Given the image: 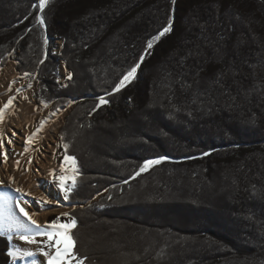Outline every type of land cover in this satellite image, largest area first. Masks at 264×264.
I'll use <instances>...</instances> for the list:
<instances>
[{
  "label": "trees",
  "instance_id": "trees-1",
  "mask_svg": "<svg viewBox=\"0 0 264 264\" xmlns=\"http://www.w3.org/2000/svg\"><path fill=\"white\" fill-rule=\"evenodd\" d=\"M170 15L134 80L107 95ZM10 60L42 106L74 104L66 201L107 191L70 212L84 264H264V0H49L42 14L38 0H0V68ZM11 247L0 237V264Z\"/></svg>",
  "mask_w": 264,
  "mask_h": 264
},
{
  "label": "snow or ice",
  "instance_id": "snow-or-ice-1",
  "mask_svg": "<svg viewBox=\"0 0 264 264\" xmlns=\"http://www.w3.org/2000/svg\"><path fill=\"white\" fill-rule=\"evenodd\" d=\"M171 4L175 6L176 0H170ZM49 3V0H38V8L39 12L42 14L44 12V9L46 5ZM37 5L34 4L33 8H36ZM174 11V8H173ZM173 16H169V19L164 27H162L161 30L158 31L157 34L152 36L147 42L146 47L141 53L138 62L132 66L119 80L117 84L114 85L111 92H108L107 95H112L114 92L120 91L123 87L126 86V84L131 83L132 80L135 78L137 70L140 68L141 64L143 63L145 56L149 55V50L153 48V45L155 42L159 41L161 37L165 36L166 34L170 33L173 29ZM37 22L41 26H45V20L42 15L38 16ZM208 24L205 22L204 25H201V30L207 31ZM218 35L223 38L222 33H218ZM192 54L188 53L185 57H190ZM43 61H41L42 63ZM181 64H183V60L180 61ZM25 75H30L28 73H25ZM220 77H223L224 73L221 72ZM73 74L71 72L67 73V80L72 79ZM220 79L217 78L215 83H219ZM16 81L13 80L10 82L9 86V92L12 91L11 84H15ZM67 86L66 84L64 85ZM182 87H191V85L187 84L186 81L182 83ZM28 88H32V84L27 85ZM16 93H20L21 89L17 88L15 89ZM16 96H10L6 103L3 104L2 107H0V125L4 123L5 120V110L9 109L10 106L13 105V101L16 100ZM25 101H28L27 96L22 97ZM99 100V104L95 106V108L100 107V105L109 103L103 96H100L97 98ZM30 103V101H29ZM44 107H47V104H44ZM95 108L93 110H95ZM54 115V113H53ZM45 121L40 122V127L36 129V133H33L32 135H29L27 137L28 143L34 142V136H36L37 133H39L44 125ZM11 135H15V132H12ZM11 135L7 138L6 143L8 145H12V139ZM63 139V137H61ZM5 146V133L0 130V149H3L2 155L3 159L6 162L8 159V149L4 147ZM69 145L64 144L65 152H67ZM38 151V149H35ZM163 159V158H162ZM64 161H71V164L73 165V170H75L76 165V158L74 156H64ZM161 160H149L147 161L144 166L140 169V171H144L146 168H148L150 165L159 164ZM32 161L29 160L28 164L31 165ZM16 167L19 169V161H16ZM39 171V169H37ZM55 169H52L50 171V174L53 175L54 182L57 179L54 176ZM63 166L61 167V172H63ZM139 174V173H137ZM13 182L15 181V178H11ZM58 187L64 192V199L67 200L69 198V193L75 188L76 182L75 179L72 180L71 185L65 186V177L62 175L58 178ZM4 181L0 180V185H3ZM15 192L19 193L21 197H23L26 193L22 188H15ZM28 195H31L28 193ZM111 199V197H109ZM0 201L5 202V204L11 202L13 207H19L21 203H23L22 199H18L16 197H10L8 193H0ZM41 204V207L43 208L46 204H58V201H52L49 200L47 197H41L38 201ZM26 207V205H25ZM25 207L19 208V213H23L21 216L19 213L15 212L14 210L10 209L7 213L0 212V237L6 238L9 242L13 240V237H18L20 241L26 242L28 245H37V250L33 251L31 249L23 248L19 245H12V247L9 249L7 255L11 257V259L15 262L18 259L21 260H30V264H52L53 260H56L58 264H84V262L87 260V257H81L79 253L74 252L71 247L62 246L59 243V236L62 234L68 235L69 239H73L71 235V229L76 226V219L71 216L70 213L64 212L61 215L68 218V221L65 223H58L60 220L59 217H57L56 221H52L50 225H41L36 219H34V213L29 214V212L25 211ZM46 210V209H45ZM38 236H44L47 237L46 240L40 241L37 240L36 237ZM44 245V246H40ZM47 249H55L54 252L46 250ZM39 255H42L46 258V261L41 262L39 260Z\"/></svg>",
  "mask_w": 264,
  "mask_h": 264
},
{
  "label": "bare ground",
  "instance_id": "bare-ground-1",
  "mask_svg": "<svg viewBox=\"0 0 264 264\" xmlns=\"http://www.w3.org/2000/svg\"><path fill=\"white\" fill-rule=\"evenodd\" d=\"M14 64V61L10 62L3 71H0V107L13 95L18 99V106L11 111L5 110V120L0 125V130L5 133V148L10 146L6 143V140L12 132H15V135H11V146L19 152V155L27 151L26 149L31 146L30 150L27 151L26 157L32 163L29 167H20L23 160H18L19 169H17L16 163L9 164L3 161V164H0V180H3L4 184L0 186L9 185L14 189L17 187L22 188L26 194L23 197L19 194V199L23 201L19 208L26 205L25 211L29 212V214L34 213V219L41 225H45L50 214L68 212L75 207V204L67 205L60 199L58 191L53 187V175L50 174V171L55 169L56 166L53 160L57 149L55 144L57 143L59 130L63 125L64 111L57 116L49 118L44 123L41 131L34 136V142L28 143L27 137L36 133V123L44 113L34 98L35 89L25 87V79L17 71ZM13 80L16 83L11 84L12 91L9 92L10 82ZM17 88L21 89L20 93H16L15 89ZM23 96H27L28 101H25L22 98ZM35 149H38V151ZM13 177L15 178L14 182L11 179ZM28 193L31 195H28ZM41 197H47L49 200L58 201L59 203L49 204L47 211L37 210L35 208V199ZM62 235L59 236V243L65 240ZM64 243L60 245L66 246V242ZM52 264H55V260Z\"/></svg>",
  "mask_w": 264,
  "mask_h": 264
},
{
  "label": "rangeland",
  "instance_id": "rangeland-1",
  "mask_svg": "<svg viewBox=\"0 0 264 264\" xmlns=\"http://www.w3.org/2000/svg\"><path fill=\"white\" fill-rule=\"evenodd\" d=\"M56 41H55V44H54V53H59L60 52V50H61V46H62V39H55ZM10 62H13V60H10L8 63H7V65L5 66V67H3V68H0V71H3L8 65H9V63ZM15 62V61H14ZM15 64H16V62H15ZM14 64V65H15ZM16 66V65H15ZM59 67V73H58V84L60 85V86H62V87H64V85L66 84L67 85V83L69 82L67 79H66V77H67V73L68 72H71L68 68H67V66H65L64 65V63L63 62H61V65L60 66H58ZM17 69V68H16ZM18 71V70H17ZM19 72V71H18ZM20 73V72H19ZM72 73V72H71ZM21 74V73H20ZM22 75V74H21ZM22 77L25 79V87L26 88H28L27 87V85L28 84H32V88H34L35 89V91H34V98H35V100L37 101V103L40 105V107H41V109H42V111H43V115L41 116V117H39V119H38V121H37V123H36V129L38 128V127H40V122L43 120V121H48V119L49 118H51V117H53V116H57V115H59L62 111H64V119H63V125L61 126V128H60V130H59V133H58V135H57V143L55 144V147L57 148L56 149V151H55V154H54V162L56 163V166H55V169H56V171H55V173H54V176L57 178L56 180H55V182H54V179H53V187H55V189L58 191V194H59V197H61L60 199L64 202V203H66L67 205L68 204H77V203H70V202H67L65 199H64V192L58 187V183H59V181H58V178L60 177V176H64L65 177V186H67V178H66V173L68 172V168L71 166L70 165V163H66L65 164V162L63 161L64 159H63V157H62V152H61V131H62V128L64 127V125L66 124V121L65 120H67V117L71 114V112H72V110L74 109V104L73 103H70V104H68V105H66V106H62V107H58V108H54L53 106L54 105H49V106H47V107H44V106H42L39 102H38V100H37V92H38V89H39V85H38V82H37V80L36 79H34V80H32V79H28V77H26V76H24V75H22ZM134 80V79H133ZM7 102V101H6ZM18 106V99L16 98V100H14L13 101V105L12 106H10V108L9 109H7V111H11V110H13L14 108H16ZM53 113H54V115H53ZM32 145V144H31ZM31 147V146H30ZM29 147V148H30ZM29 148H27L26 150L27 151H29L30 149ZM7 149H8V153H7V155H8V159H7V163H9V164H15L16 163V161H18V160H23V162H22V165L20 166V167H23V166H25V167H29V164L27 163L28 161H29V159H27V151H25V152H23V153H21V155H19V152L14 148V147H12L11 145L10 146H7ZM2 152H3V150H0V164H3L2 162L4 161V159H3V155H2ZM23 154V155H22ZM25 155V156H24ZM22 157H23V159H22ZM154 160H157V159H154ZM165 160H169V158H164V159H161V162H163V161H165ZM160 162V163H161ZM20 164H21V162H20ZM66 165V166H65ZM156 164H154V165H150L149 166V169L150 168H152V167H154ZM63 166V169H64V171L63 172H61V167ZM8 193V195L10 196V197H16V198H18L19 199V193H17V192H15L14 191V188L13 187H10L9 185L8 186H0V193ZM107 193V191H104V192H102L101 194H99L98 196H96V198L94 199V200H92V201H89V203L91 204V203H95V202H97V201H99L100 200V198H101V196H103V195H105ZM39 199L40 198H37V199H35V208L37 209V210H45V211H47V209L49 208V204H46V205H44L43 206V208L41 207V204L38 202L39 201ZM88 203V204H89ZM87 204V205H88ZM86 206V205H85ZM85 206H83V207H85ZM78 208H81V207H74V210H76V209H78ZM10 209H12V210H14L15 212H17V213H19V207H13V205L11 204V202H9V203H7V204H5V202H3V201H0V212H5V213H7ZM73 209H71L70 211H68V213H70V212H72V211H74ZM21 216L23 215L22 213H19ZM62 213H58V214H50L49 216H48V219H47V221L45 222V225H50L51 223V220H50V218L52 217V216H57V215H61ZM66 220V219H65ZM64 238L63 239H65L64 241H61L60 242V244H62V243H64V242H66V246H68V247H72V242H71V240L69 239V237H68V235H66V234H64V235H62ZM36 239L37 240H40V241H43V240H46L47 239V237H44V236H38V237H36ZM65 244V243H64ZM12 245H19V246H21V247H23V248H27V249H31V250H33V251H36L37 250V245H28V244H26V242H24V241H20L19 240V238L18 237H13V240L11 241V246ZM40 246H44V245H40ZM46 250H49V249H47L46 248ZM49 251H52V252H54L55 251V249H50ZM39 260L41 261V262H43L44 260H46V258L45 257H43L42 255H39ZM54 261V260H53ZM12 264H30V260H21V259H18L17 261H13L12 260ZM55 264H58V262L55 260Z\"/></svg>",
  "mask_w": 264,
  "mask_h": 264
},
{
  "label": "water",
  "instance_id": "water-1",
  "mask_svg": "<svg viewBox=\"0 0 264 264\" xmlns=\"http://www.w3.org/2000/svg\"><path fill=\"white\" fill-rule=\"evenodd\" d=\"M126 85H127V84H126ZM150 169H151V168H150ZM147 170H149V167L146 168L144 171H147ZM144 171H139L138 173L141 174V173L144 172ZM139 174H136L134 177H137ZM85 205H87V204H75L76 207H83V206H85ZM73 210H74V208H73Z\"/></svg>",
  "mask_w": 264,
  "mask_h": 264
}]
</instances>
